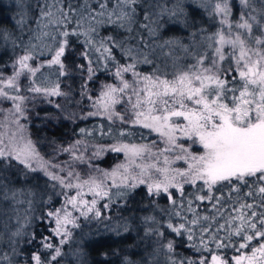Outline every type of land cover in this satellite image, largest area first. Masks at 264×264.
<instances>
[{"label": "snow or ice", "instance_id": "6c2138e0", "mask_svg": "<svg viewBox=\"0 0 264 264\" xmlns=\"http://www.w3.org/2000/svg\"><path fill=\"white\" fill-rule=\"evenodd\" d=\"M12 7L0 264H264V0Z\"/></svg>", "mask_w": 264, "mask_h": 264}, {"label": "trees", "instance_id": "16d2710c", "mask_svg": "<svg viewBox=\"0 0 264 264\" xmlns=\"http://www.w3.org/2000/svg\"><path fill=\"white\" fill-rule=\"evenodd\" d=\"M0 3L3 4L4 8L3 11H0V21L3 22V24L5 26H7L9 24V20L8 18L14 15V11H13V0H0ZM48 110H51L49 106L44 105L42 106ZM44 116V112L41 111L40 112V118L42 119ZM41 119H34L31 125V131L33 132L34 136L33 138L35 139V133H36V129L38 127H43V125L41 124ZM57 132V136L59 137V131H57V129H49L47 130L45 133H41V135H44L46 137H50L52 132ZM42 151H44L45 153L50 152V148H48L47 146H44L42 148Z\"/></svg>", "mask_w": 264, "mask_h": 264}]
</instances>
